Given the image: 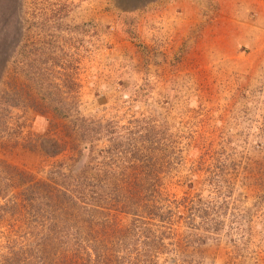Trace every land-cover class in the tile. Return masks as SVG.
Instances as JSON below:
<instances>
[{
  "label": "rangeland",
  "instance_id": "1",
  "mask_svg": "<svg viewBox=\"0 0 264 264\" xmlns=\"http://www.w3.org/2000/svg\"><path fill=\"white\" fill-rule=\"evenodd\" d=\"M219 2L0 0V264H264V58Z\"/></svg>",
  "mask_w": 264,
  "mask_h": 264
},
{
  "label": "crops",
  "instance_id": "2",
  "mask_svg": "<svg viewBox=\"0 0 264 264\" xmlns=\"http://www.w3.org/2000/svg\"><path fill=\"white\" fill-rule=\"evenodd\" d=\"M218 14L232 23V34L239 45L250 47L257 58H264V0H219ZM238 23V24H237Z\"/></svg>",
  "mask_w": 264,
  "mask_h": 264
},
{
  "label": "trees",
  "instance_id": "3",
  "mask_svg": "<svg viewBox=\"0 0 264 264\" xmlns=\"http://www.w3.org/2000/svg\"><path fill=\"white\" fill-rule=\"evenodd\" d=\"M57 244L62 243L61 240H57L56 242ZM38 254H40L39 258L37 260L34 261V264H96L95 259L92 258L90 260V255L88 254H83L82 257L74 254L72 256H70L69 258H67L66 260H63V258H58V260H55L54 256L51 255L52 253H50L49 251L43 252L40 251L38 252ZM30 260H34V257L31 256L29 258ZM79 259V260H77ZM97 259L100 260L98 262V264H116L115 260L112 259H108L107 254H103L101 256L97 255ZM116 260H118L117 258H115ZM120 261H117V263H122L125 259V257L120 256L119 258ZM79 262V263H77Z\"/></svg>",
  "mask_w": 264,
  "mask_h": 264
}]
</instances>
